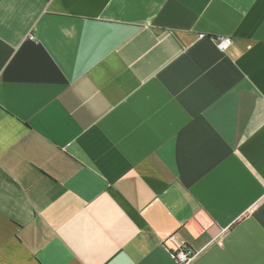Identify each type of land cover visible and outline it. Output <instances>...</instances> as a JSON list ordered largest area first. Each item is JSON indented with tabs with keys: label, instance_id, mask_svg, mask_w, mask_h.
<instances>
[{
	"label": "crops",
	"instance_id": "crops-1",
	"mask_svg": "<svg viewBox=\"0 0 264 264\" xmlns=\"http://www.w3.org/2000/svg\"><path fill=\"white\" fill-rule=\"evenodd\" d=\"M174 234L264 264V0H0V264H178Z\"/></svg>",
	"mask_w": 264,
	"mask_h": 264
},
{
	"label": "built area",
	"instance_id": "built-area-1",
	"mask_svg": "<svg viewBox=\"0 0 264 264\" xmlns=\"http://www.w3.org/2000/svg\"><path fill=\"white\" fill-rule=\"evenodd\" d=\"M233 41L229 37H221L218 41V48L222 52H226L230 49ZM166 243L170 245V251L173 254V258L178 264H188L194 259V253L189 250L185 241H183L179 235H171Z\"/></svg>",
	"mask_w": 264,
	"mask_h": 264
}]
</instances>
